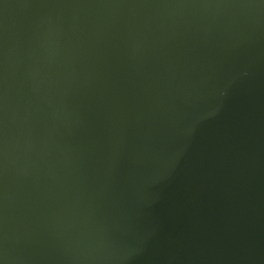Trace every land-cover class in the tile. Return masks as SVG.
I'll return each instance as SVG.
<instances>
[{"label":"water","instance_id":"95a60500","mask_svg":"<svg viewBox=\"0 0 264 264\" xmlns=\"http://www.w3.org/2000/svg\"><path fill=\"white\" fill-rule=\"evenodd\" d=\"M0 264H264V0H0Z\"/></svg>","mask_w":264,"mask_h":264}]
</instances>
